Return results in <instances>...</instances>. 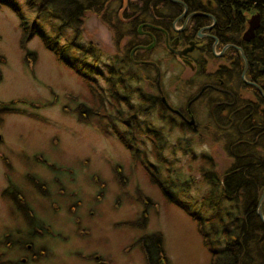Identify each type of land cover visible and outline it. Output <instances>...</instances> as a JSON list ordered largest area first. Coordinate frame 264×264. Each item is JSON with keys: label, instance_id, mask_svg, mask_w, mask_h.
I'll list each match as a JSON object with an SVG mask.
<instances>
[{"label": "rangeland", "instance_id": "rangeland-1", "mask_svg": "<svg viewBox=\"0 0 264 264\" xmlns=\"http://www.w3.org/2000/svg\"><path fill=\"white\" fill-rule=\"evenodd\" d=\"M11 1L33 35L22 50L18 19L7 7L0 8V61H4L0 63V102L25 100L31 105H16L25 111L23 115L0 114V192L10 184L23 196L33 218L26 223L14 212L15 220L10 219L0 197V238L13 227L19 231L13 240L29 246L18 249L10 260L17 264H144L140 241L158 233L165 264H209L194 223L164 202L140 166L144 158H132L113 136L104 137L92 126L76 122L74 108L88 101L89 94L72 70L43 48L38 36L58 35L63 44L73 37L72 31L28 8L23 0ZM79 42L91 43L105 58L115 51L111 33L90 15ZM157 55L163 59L160 84L170 104L178 106L187 94L180 82L190 73L168 61L159 47L150 59ZM103 64L98 65L100 70ZM150 75L154 78L155 73ZM175 76L178 90L173 91L170 80ZM176 137L180 133L173 130L169 141L174 143ZM147 150L140 146V153ZM194 151L197 158L192 160L178 153L173 167L187 177L179 183L184 191L181 200L200 208L204 187L199 156L208 155L218 173L230 162L218 146L197 145ZM169 174L176 175L175 171Z\"/></svg>", "mask_w": 264, "mask_h": 264}, {"label": "trees", "instance_id": "trees-1", "mask_svg": "<svg viewBox=\"0 0 264 264\" xmlns=\"http://www.w3.org/2000/svg\"><path fill=\"white\" fill-rule=\"evenodd\" d=\"M23 1L28 8L57 20L60 28L72 31L73 37L63 44L59 43L58 35L50 38L38 33V36L43 48L53 53L57 62L72 70L89 94L88 101H82L74 108L76 122L92 126L104 137L113 136L132 158H144L140 166L164 202L194 223L201 245L209 255V264H264V224L255 214L256 203L264 188V158H255V150L250 145L225 147L231 162L218 173L213 161L201 154L198 172L204 191L200 208L181 200L184 191L180 184L187 177L173 167L174 162L177 163L175 156L181 153L191 160L197 156L187 145L185 129L152 95L155 93V76L150 75L153 68L132 64L127 57L128 47L120 45L122 37L132 39L139 23L158 25L168 22L175 5L168 0ZM1 7H7L18 19L19 47L24 50L33 32L11 0H0ZM159 12L163 14L160 21L156 18ZM260 12L264 15V7ZM87 15L95 17L111 33L115 47L111 56L105 58L91 43L80 44ZM262 22L264 27V17ZM100 64H103L102 70L98 68ZM99 81H102L101 85ZM17 104L31 105L25 100L0 102V114L23 115L25 111ZM47 106L49 104L41 108ZM173 130L180 133L174 143L169 141ZM140 146L148 150L140 153ZM173 171L176 175L169 174ZM2 191L1 199L8 215L18 212L24 222L32 221V213L23 196L10 184ZM261 214L264 219V200ZM8 229L0 238V264H17L10 257L18 249H25L27 242L22 245L13 240L19 231L13 227ZM146 239L140 241L139 247L144 264H165L160 235L157 233Z\"/></svg>", "mask_w": 264, "mask_h": 264}, {"label": "flooded vegetation", "instance_id": "flooded-vegetation-1", "mask_svg": "<svg viewBox=\"0 0 264 264\" xmlns=\"http://www.w3.org/2000/svg\"><path fill=\"white\" fill-rule=\"evenodd\" d=\"M168 1L175 5L168 22L139 23L132 39L122 37L129 61L153 68L152 95L185 129L188 146H218L231 162L225 147L244 144L255 150V158H264V0ZM156 16L160 21L163 14ZM252 20L255 29L250 28ZM157 47L168 61L190 73L180 82L187 94L178 106L170 104L160 73L156 77L163 59H150V53ZM177 78L170 80L173 91L178 90ZM161 97L178 114L169 112Z\"/></svg>", "mask_w": 264, "mask_h": 264}, {"label": "water", "instance_id": "water-1", "mask_svg": "<svg viewBox=\"0 0 264 264\" xmlns=\"http://www.w3.org/2000/svg\"><path fill=\"white\" fill-rule=\"evenodd\" d=\"M253 18H255V20L257 19L256 16H254ZM257 27V24L253 22L250 23V28L251 29H255ZM156 77L158 78L159 77V72L158 70L156 71ZM156 86L158 88V80H156ZM160 101L162 103V105L171 113L173 114H178V111L175 110V109H172L165 101V99L163 97L160 98ZM264 200V190L261 192V195L256 203V208H255V214L256 216L258 217V219L264 224V219L262 217V214H261V204H262V201Z\"/></svg>", "mask_w": 264, "mask_h": 264}]
</instances>
